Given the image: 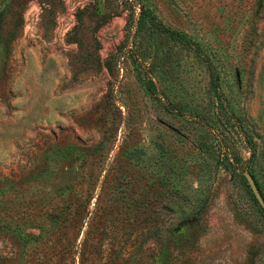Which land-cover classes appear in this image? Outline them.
<instances>
[{"label":"rangeland","instance_id":"1","mask_svg":"<svg viewBox=\"0 0 264 264\" xmlns=\"http://www.w3.org/2000/svg\"><path fill=\"white\" fill-rule=\"evenodd\" d=\"M1 9L0 264H264V0Z\"/></svg>","mask_w":264,"mask_h":264},{"label":"trees","instance_id":"2","mask_svg":"<svg viewBox=\"0 0 264 264\" xmlns=\"http://www.w3.org/2000/svg\"><path fill=\"white\" fill-rule=\"evenodd\" d=\"M140 19L138 20V22H139V25L140 26H142L143 24H144V18L145 17H147L148 18V20H149V22H151V24H153V25H156V26H159V28L161 29V31H163L164 33H166L167 35H169L171 38H173V39H176V40H178V41H181V42H183V43H188V39L182 34V33H180L179 31H177V30H175V29H171L170 27H168V26H165V25H163V24H161V22L156 18V16L152 13V11H150L149 9H148V7H146L145 5H141L140 6ZM4 16H5V11H4V9H1L0 10V39H1V37H2V35H3V32H4V26H3V23H4ZM190 44V43H189ZM193 50H194V52L196 53V55L202 60V61H204L205 63H208L209 62V58H208V56H207V54H205V52L203 51V49H201V47H199V46H194L193 47ZM209 64V63H208ZM209 67V69L211 70V72H212V67H211V64L210 65H208ZM237 170V169H236ZM251 173V172H250ZM251 175H252V173H251ZM242 177L244 178V180L246 181V179H245V177H244V175L242 174ZM252 177H253V175H252ZM254 178V177H253ZM255 180V179H254ZM255 183H256V181H255ZM256 185H257V183H256ZM257 187H258V185H257ZM259 188V187H258ZM249 189H250V187H249ZM251 190V189H250ZM259 191H260V189H259ZM251 193H252V191H251ZM260 193H261V191H260ZM261 195H262V193H261ZM252 196H253V198H254V201H255V203H256V205L258 206V208L260 209V211L262 212V214L264 215V210H263V208L261 207V205L258 203V201L256 200V198H255V196H254V194L252 193ZM263 196V195H262ZM264 198V197H263ZM194 222L195 221H190V226L193 228L194 227Z\"/></svg>","mask_w":264,"mask_h":264},{"label":"water","instance_id":"3","mask_svg":"<svg viewBox=\"0 0 264 264\" xmlns=\"http://www.w3.org/2000/svg\"><path fill=\"white\" fill-rule=\"evenodd\" d=\"M237 171L238 172H242V174L244 175L252 193L254 194L256 200L258 201V203L261 205V207L263 208L264 210V198L263 196L261 195L256 183H255V180L254 178L252 177L250 171L245 168L243 171H241L239 168H237Z\"/></svg>","mask_w":264,"mask_h":264},{"label":"flooded vegetation","instance_id":"4","mask_svg":"<svg viewBox=\"0 0 264 264\" xmlns=\"http://www.w3.org/2000/svg\"><path fill=\"white\" fill-rule=\"evenodd\" d=\"M259 189V188H258Z\"/></svg>","mask_w":264,"mask_h":264}]
</instances>
